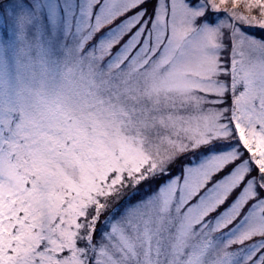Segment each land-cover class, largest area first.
Returning <instances> with one entry per match:
<instances>
[{
  "label": "snow or ice",
  "instance_id": "6c2138e0",
  "mask_svg": "<svg viewBox=\"0 0 264 264\" xmlns=\"http://www.w3.org/2000/svg\"><path fill=\"white\" fill-rule=\"evenodd\" d=\"M0 264H264V0H0Z\"/></svg>",
  "mask_w": 264,
  "mask_h": 264
}]
</instances>
